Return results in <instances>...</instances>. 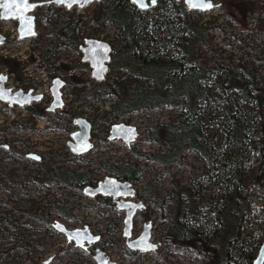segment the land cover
Listing matches in <instances>:
<instances>
[{
	"label": "rangeland",
	"instance_id": "obj_1",
	"mask_svg": "<svg viewBox=\"0 0 264 264\" xmlns=\"http://www.w3.org/2000/svg\"><path fill=\"white\" fill-rule=\"evenodd\" d=\"M32 1L43 3L33 13L37 24V35L33 38L20 40L18 21H4L0 16V35L7 37L0 46V76L7 77L5 85L13 92L27 94L33 90L35 95L42 96L41 101L25 107H10L0 101V264H97L94 259L97 249L118 264H205L211 255H193L177 247L170 240L169 231L175 227L179 202L184 207L181 221L189 231L194 230L201 237L205 235L209 243L221 230L214 211L215 203L225 193L217 170L218 162L209 168L198 154L185 150L181 159L167 169L149 157L174 151L156 140L155 127L178 120L180 99L172 104L156 108L146 106L140 111L119 115L115 110L118 99L127 102L133 87L149 85L151 81L132 77L126 69L117 68L112 62L103 83L113 85L116 91L98 90L99 82L93 77L90 64L82 61L79 48L84 43H79L77 48L68 38L60 36L62 27L77 23L83 39L105 40L112 44L115 53L119 47L118 33L104 20L110 3L95 2L85 8L68 10L55 4V0ZM212 1L216 5L213 10L190 11L187 16L190 22L209 29L208 43L198 47L197 66L209 70L220 65L231 71L240 67L246 72H254L255 87H261L264 77V0H237L244 23L228 15L224 0ZM172 5L173 1L167 0L161 15H174ZM151 13L147 11L142 17L147 19ZM171 31L164 29V37ZM163 41L159 40L158 45ZM53 47L56 49L52 54L56 60L54 67L47 59ZM158 49L159 57L165 60L179 57L173 47ZM9 60L16 61V70L10 69ZM56 78L67 85L61 90L64 107L53 111L51 88ZM209 79L213 81L214 76L210 75ZM226 80L223 74L218 81L214 80L210 97L222 95L220 85ZM241 96L236 93L235 98L239 101ZM226 107V111H231L230 106ZM255 107L252 101L243 104L244 111L252 113L248 116L252 123L250 128L257 125L259 130L264 124V105L261 118ZM30 108L43 115L31 114ZM220 108V105H213L202 117L209 141L217 142L218 151L223 148L221 145L226 137L222 129L230 128L224 126L220 130L219 121L228 123L222 118ZM78 118H84L92 125L94 145L92 151L81 156L72 153L69 146L73 141L72 134L80 130L75 124ZM118 123L137 127L139 137L131 146L127 147L122 140H109L111 127ZM255 144L258 146V142ZM244 165L241 197L247 194V185L256 172L255 156L251 154ZM46 169L68 170L83 181L71 186H65L58 179L46 181ZM121 169H130L136 178H120L117 172ZM107 177L130 182L131 196L91 198L85 193L89 187L97 188ZM234 188L237 189L234 185L228 190L227 198ZM121 203L143 205L134 216L130 241L139 240L148 228V243L155 249L150 247L151 251L147 252L129 248L124 236L127 212L119 208ZM194 205L196 209L192 213ZM262 213H253V210L246 213L241 237L251 245L262 239L259 234ZM57 222L71 230L88 227L90 233L99 235L101 240L88 250L78 248L57 231ZM234 248H231L233 253Z\"/></svg>",
	"mask_w": 264,
	"mask_h": 264
},
{
	"label": "trees",
	"instance_id": "obj_2",
	"mask_svg": "<svg viewBox=\"0 0 264 264\" xmlns=\"http://www.w3.org/2000/svg\"><path fill=\"white\" fill-rule=\"evenodd\" d=\"M105 1L110 3V6L104 14V20L110 22L118 33L119 47L113 55V65L126 69L132 77L151 81L149 85L133 87L127 102L118 99L116 112L125 115L140 111L146 106L156 108L180 99L181 114L178 120L155 127L156 140L162 145L172 147L174 151L155 153L149 157L169 169L175 161L181 159L185 150L194 152L209 168L213 163L218 162L217 170L225 186L224 195L214 206L221 230L215 233L211 242H206L204 234L201 237L198 232L189 231V228L182 223L184 207L181 202L174 218L175 227L173 231H169L170 240L177 247L193 255H211L205 264H238L242 261L244 264H253L255 253L258 252L264 236V213H262L264 212V124L260 125L259 130L257 125L250 128L252 123L248 121V116L252 113L245 112L243 104L245 101H252L256 106L254 110H257L260 118L262 117L264 77L261 78V87L258 88L255 87V73L246 72L243 68L238 67L235 71H231L220 65L209 70L198 67V47L208 43L209 29L188 20L190 10L183 0H171L174 15L169 16L161 15V9L167 0H162L150 10H140L130 0ZM239 3L237 0H224L228 15L244 23V14L240 10ZM147 11L152 13L144 19L142 14ZM164 29L173 31L164 37ZM60 36L68 38L77 48L83 41L77 23H73L72 27H62ZM161 39L164 41L158 45ZM155 47L157 48L154 50ZM168 47H173L175 55L179 57L173 60L159 57L158 48L166 50ZM55 50L53 47L48 53L51 54L50 57L47 58L52 67L56 64V60L52 57ZM7 64L11 70H16L15 60H9ZM222 74L226 75L227 80L220 85L221 98L217 95L210 97L211 85L214 80L218 81ZM210 75L214 76L211 82ZM97 89L105 93L116 91L113 85L106 86V83L102 82L98 84ZM236 93L242 94L239 101L235 98ZM213 105H220L222 118L228 120V123L219 121L220 130L224 126L230 127L227 130L222 129L226 137L221 145L223 148L220 146L221 151L217 150L215 140L209 141L207 125L202 118L206 110L211 109ZM226 105L232 108L231 111H226ZM29 111L31 114L43 115L41 111L35 112L34 108H30ZM251 154L257 160L256 172L247 185L248 195L241 197L244 192L241 190L245 175L244 162ZM226 157L229 159L227 160ZM117 174L124 180L136 178L135 173L130 169H121ZM76 177L68 170L46 169L45 180L52 182L58 179L65 186H71L75 182L83 181ZM234 185L237 189L234 188L232 195L227 198L228 190ZM195 209L194 205L191 209L192 213ZM249 210H253L256 214L262 213L259 231L262 239L253 245L241 237L244 219ZM233 246L234 253L231 250Z\"/></svg>",
	"mask_w": 264,
	"mask_h": 264
},
{
	"label": "water",
	"instance_id": "obj_3",
	"mask_svg": "<svg viewBox=\"0 0 264 264\" xmlns=\"http://www.w3.org/2000/svg\"><path fill=\"white\" fill-rule=\"evenodd\" d=\"M104 0H55V4L66 7L68 10L75 7L85 8L92 3L102 2ZM131 3L136 5L140 10H150L151 8L157 6L162 0H130ZM186 7L190 11H201L207 12L215 8V4L212 0H183ZM31 5L30 10L27 8ZM43 3L33 2L32 0H25V5H17L13 7L8 4L6 8H0V14H3L1 18L4 21H18V33L20 40H27L33 38L37 35L36 31V17L33 13L36 9L42 6ZM5 37L0 35V46L4 44ZM82 51V61L89 63L92 68V75L97 82H104L107 78V74L110 71V63L113 60L114 47L111 43L98 39V38H86L85 45L81 46ZM3 79L0 80V101L8 103L10 107L15 105L19 107L29 106L32 103H37L41 101L42 96L36 95L32 96V92L24 94L22 91L13 92L12 89L6 87L7 77L0 76ZM65 83L60 78H56L53 81L52 95L53 103L51 105V110L55 111L57 109H62L64 107V101L62 96V88ZM75 124L80 128L72 134L73 141L69 142L70 149L75 155L81 156L89 153L93 150L94 145L92 142V125L84 118H78L75 120ZM139 137V132L137 127L128 125L125 123L114 124L110 130L109 140H122L127 147L131 146L137 138ZM40 159L38 158L37 161ZM123 188V191H121ZM132 192L131 183L127 181H120L116 177H107L104 182H100L97 188L89 187L86 189L85 193L91 197H112L117 199L120 197H129ZM143 205L131 204V203H121L119 208L121 210H126L127 217L125 220L124 236L127 238V242L130 243V239L133 236V220L138 209L142 208ZM59 233L66 236L68 243H75V246L88 250L94 244L100 242L101 237L99 235H92L88 227L85 229H68L65 225L57 222L56 227ZM149 230L146 228L143 236L136 242H134V247L142 251H151L156 247L148 243ZM87 243V245H86ZM151 247V249H150ZM97 264H118L111 261L104 252L100 249L96 250V255L94 257ZM45 264H48L46 262ZM253 264H264V240L257 252V256L253 261Z\"/></svg>",
	"mask_w": 264,
	"mask_h": 264
},
{
	"label": "snow or ice",
	"instance_id": "obj_4",
	"mask_svg": "<svg viewBox=\"0 0 264 264\" xmlns=\"http://www.w3.org/2000/svg\"><path fill=\"white\" fill-rule=\"evenodd\" d=\"M134 2H136V0H134ZM154 2V0H153ZM8 4H11L13 7L17 6V5H25V0H0V8H6V6ZM27 8L30 10L31 5H28ZM3 14H0V16H2ZM3 78L0 77V80H2Z\"/></svg>",
	"mask_w": 264,
	"mask_h": 264
},
{
	"label": "flooded vegetation",
	"instance_id": "obj_5",
	"mask_svg": "<svg viewBox=\"0 0 264 264\" xmlns=\"http://www.w3.org/2000/svg\"><path fill=\"white\" fill-rule=\"evenodd\" d=\"M161 2V1H160ZM159 2V3H160ZM4 36V35H3ZM6 39H7V37L6 36H4ZM6 39H5V41H6ZM86 39V38H85ZM85 39H83V41H82V43H84V45H85ZM4 41V42H5ZM84 45H81V46H84ZM81 46H80V48H81ZM79 48V49H80ZM80 52H81V54H82V51H81V49H80ZM114 55V54H113ZM112 62H113V60H112ZM112 62L110 63V68H111V65H112ZM1 76H3V75H1ZM62 80V79H61ZM63 81V80H62ZM64 83H65V85H64V87L67 85V83L64 81ZM103 83V82H102ZM63 87V88H64ZM62 88V89H63ZM51 91H52V88H51ZM31 92H32V96H36L35 94H34V91L33 90H31ZM136 241H138V240H136ZM136 241H134V242H136ZM134 242H130V243H128L129 244V248H133L134 247ZM93 250V249H92ZM92 250H90V251H92ZM95 257V256H94Z\"/></svg>",
	"mask_w": 264,
	"mask_h": 264
}]
</instances>
